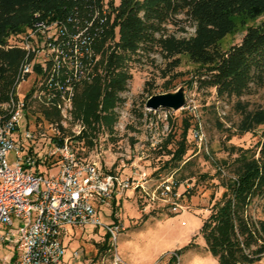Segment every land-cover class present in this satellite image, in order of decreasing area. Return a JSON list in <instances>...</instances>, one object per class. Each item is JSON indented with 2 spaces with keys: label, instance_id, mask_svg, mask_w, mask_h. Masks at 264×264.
<instances>
[{
  "label": "rangeland",
  "instance_id": "obj_1",
  "mask_svg": "<svg viewBox=\"0 0 264 264\" xmlns=\"http://www.w3.org/2000/svg\"><path fill=\"white\" fill-rule=\"evenodd\" d=\"M110 2L117 8L120 0L103 1L100 9L105 11L102 18L106 23L112 22L114 17ZM181 19L185 20V17ZM263 20L264 15L245 23L236 20L237 29L222 41V50L239 44L247 29L257 27ZM169 31L179 38L195 33L188 22L169 27ZM115 34L113 40L107 39L101 49L95 50L97 62L91 68L90 80L78 86L76 97L86 87L94 88L97 82L102 87L111 54L124 58L118 45L117 28ZM171 66L159 53L145 54L135 64L125 57L115 72L126 73L131 79L126 90L119 94L115 108L106 112L99 109V118L90 119L91 127H95L92 130L83 117H77L88 128L86 137L78 140L83 141V146H78L79 155L91 160L96 146H100L102 172L119 173L124 178L142 175L146 180L150 196L137 191L133 198L125 196L122 205L116 206L119 222L124 227L118 252L128 264H218L207 249L203 227L210 219L211 207L223 195L221 179L229 176V168L236 160L257 153L264 140V126L245 134L228 130L226 118L234 120L237 117L232 116L229 107L217 101L214 90L198 88L197 66L186 56L181 57L179 68L173 70ZM37 79L36 73L29 75L20 82L18 93L22 97L29 95ZM179 90L184 91L186 109L153 112L146 108L151 97L176 94ZM243 100L249 102L252 109L264 107V90ZM53 112L40 105L28 108L21 121L20 133L29 129L37 136L41 129L52 137L55 127H51V123L60 122V118L53 117ZM49 114L52 121L46 118ZM217 120L226 124L223 131L217 128ZM186 123L190 125L187 153L181 161H175L172 155L182 140ZM196 132L202 136V141L195 137ZM60 136H71L68 126L62 129ZM38 143L36 152L42 149L45 140ZM9 160L13 161L12 158ZM42 173L47 177L57 174V170L48 168ZM165 185L171 187V193L163 198L159 188ZM155 191L159 192L153 200L151 194ZM175 204L178 206L176 211L173 210ZM99 215L104 226L115 222L112 208L102 206ZM64 242L66 255L60 264H101V257L107 251L103 246L108 245L103 227L73 230ZM74 252L79 253L76 259ZM7 254L13 257L11 252L0 247V259ZM257 264H264V256Z\"/></svg>",
  "mask_w": 264,
  "mask_h": 264
},
{
  "label": "trees",
  "instance_id": "obj_2",
  "mask_svg": "<svg viewBox=\"0 0 264 264\" xmlns=\"http://www.w3.org/2000/svg\"><path fill=\"white\" fill-rule=\"evenodd\" d=\"M103 1L0 0V107L9 101L25 60L23 50L11 47V42L36 23L48 21L63 23L74 34L87 28L94 50L113 40L118 29L124 58L111 54L102 87L99 82L92 89L86 87L74 101L76 117H83L91 130L95 127L90 119L99 118V109H114L131 79L115 72L122 60L126 57L135 64L151 53H159L173 70L180 67L182 56L196 65L198 88L214 90L217 101L237 117L226 118L228 130L245 134L264 126V107L252 109L243 100L264 90V20L249 27L239 44L222 50V41L237 29L236 20L245 23L264 15V0H120L117 8L110 2L114 17L107 23L98 15ZM184 22L195 29L193 35L179 38L170 33L169 27ZM46 118L52 121L50 114ZM216 125L222 131L226 126L219 120ZM189 129L186 123L172 155L175 161L187 153ZM229 173L221 179L223 195L203 227L205 244L218 264H257L264 256V140L255 155L236 160Z\"/></svg>",
  "mask_w": 264,
  "mask_h": 264
},
{
  "label": "built area",
  "instance_id": "obj_3",
  "mask_svg": "<svg viewBox=\"0 0 264 264\" xmlns=\"http://www.w3.org/2000/svg\"><path fill=\"white\" fill-rule=\"evenodd\" d=\"M99 14L105 11L100 9ZM86 32L87 28L74 34L63 23L42 21L11 42V47L23 50L25 60L9 101L0 107V247L13 254L3 256L2 264H60L66 255L64 239L73 230L88 227L106 231L108 245L101 264H128L118 252L124 227L117 203H113L129 191L150 194L142 175L124 178L119 173L102 172V147L96 146L91 160L79 155L83 141L78 140L88 128L75 116L74 101L78 86L90 80L97 62L94 38ZM34 73L38 79L30 94L22 97L19 84ZM34 105L58 112L60 122L50 125L55 127L52 137L41 129L37 136L29 129L20 133L21 121ZM67 126L71 136L63 138L61 131ZM195 137L202 141L198 132ZM41 139L45 143L36 152ZM48 168H55L57 174L45 177L42 172ZM159 190L163 198L171 193L169 185ZM158 192L151 194L153 200ZM102 206L113 209V224H102ZM78 256L73 253L75 259Z\"/></svg>",
  "mask_w": 264,
  "mask_h": 264
},
{
  "label": "water",
  "instance_id": "obj_4",
  "mask_svg": "<svg viewBox=\"0 0 264 264\" xmlns=\"http://www.w3.org/2000/svg\"><path fill=\"white\" fill-rule=\"evenodd\" d=\"M185 106L186 97L183 90H179L176 94H166L151 97L146 103V108L151 111L164 109L178 112L183 110Z\"/></svg>",
  "mask_w": 264,
  "mask_h": 264
},
{
  "label": "crops",
  "instance_id": "obj_5",
  "mask_svg": "<svg viewBox=\"0 0 264 264\" xmlns=\"http://www.w3.org/2000/svg\"><path fill=\"white\" fill-rule=\"evenodd\" d=\"M134 194H135V192H132V191H129V192H127L126 193V197H130V198H133L134 197ZM125 201V199H124V197L123 198H120V199H116V203L117 204H120V205H122V203Z\"/></svg>",
  "mask_w": 264,
  "mask_h": 264
}]
</instances>
